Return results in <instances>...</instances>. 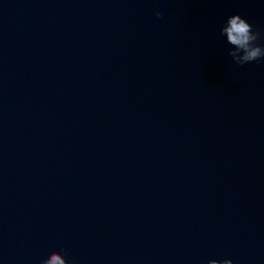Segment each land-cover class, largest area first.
I'll return each instance as SVG.
<instances>
[{
    "label": "water",
    "instance_id": "water-1",
    "mask_svg": "<svg viewBox=\"0 0 264 264\" xmlns=\"http://www.w3.org/2000/svg\"><path fill=\"white\" fill-rule=\"evenodd\" d=\"M234 15L264 36V0H0V264H264Z\"/></svg>",
    "mask_w": 264,
    "mask_h": 264
},
{
    "label": "clouds",
    "instance_id": "clouds-1",
    "mask_svg": "<svg viewBox=\"0 0 264 264\" xmlns=\"http://www.w3.org/2000/svg\"><path fill=\"white\" fill-rule=\"evenodd\" d=\"M156 16L163 19V13L157 11ZM220 35L226 38L232 50L228 55L232 61L241 67L246 64L264 60V46L258 41L264 39V36L254 30L253 26L240 15L230 16L220 30ZM69 253L64 250L60 252H52L41 261V264H68ZM208 264H233L231 259L216 260L212 259Z\"/></svg>",
    "mask_w": 264,
    "mask_h": 264
}]
</instances>
